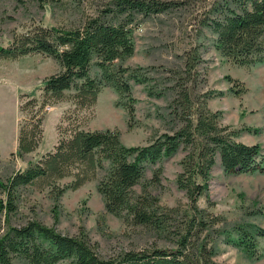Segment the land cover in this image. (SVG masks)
<instances>
[{"label": "trees", "instance_id": "1", "mask_svg": "<svg viewBox=\"0 0 264 264\" xmlns=\"http://www.w3.org/2000/svg\"><path fill=\"white\" fill-rule=\"evenodd\" d=\"M188 5L189 0H110L75 27L33 25L13 32L6 44L0 45V60L42 55L58 67L37 84L41 100L30 92L23 94L25 100L18 110L30 117L18 126L16 157L37 147L41 124L37 113L45 103L61 101L65 91H73L71 101L82 109L90 107L103 88L112 89L126 114L127 129L135 125L131 84L142 86L149 98L164 100V105L154 110L159 129L143 146H125L118 132L109 129L59 128L52 151L4 181L0 179V264H218L213 261L218 241L257 257L264 229L227 222L209 212L213 204L207 202V190L215 157L225 174H254L264 171V152L258 144L235 142L237 132L220 125V112L207 107L213 94L200 88L201 44H189L176 57L178 64L171 67L122 65L133 54V30L139 21L181 12ZM195 20L189 32L196 38L203 36V30L210 32L214 50L226 60L238 66L264 62V0H210ZM226 80L234 83L229 77ZM230 91L238 95L243 90ZM33 107L34 112L27 110ZM179 151L183 156L174 182L186 202L163 207L150 192L160 184L157 163ZM148 167H153L150 177L142 182ZM64 178H71L70 184L55 188ZM95 179L103 213L122 215L126 225L152 235L155 241L147 248L102 258L83 231L65 236L34 219L11 224L19 189L55 188L61 196ZM138 184L140 190L135 193ZM202 198L205 207L198 205ZM157 241L164 245L158 246Z\"/></svg>", "mask_w": 264, "mask_h": 264}, {"label": "rangeland", "instance_id": "2", "mask_svg": "<svg viewBox=\"0 0 264 264\" xmlns=\"http://www.w3.org/2000/svg\"><path fill=\"white\" fill-rule=\"evenodd\" d=\"M110 0H0V45H5L13 32H23L33 25L67 29L77 26L85 17L95 15ZM210 0H189L181 12L162 14L139 21L133 30L134 51L126 59L124 67H171L189 44H201L202 62L198 66L201 90L211 92L207 101L211 111L220 112L219 124L237 132L233 140L246 145L258 144L264 152V62L250 66H238L220 56L213 48L214 36L203 30L202 37H194L195 18ZM58 70L56 63L42 55L26 56L18 60H0V179L4 181L17 170L25 169L41 155L52 151L58 131L67 127L94 131L109 129L119 134L125 146L145 145L159 121L154 116L156 107L164 105L163 99L145 95L140 85L131 84L135 125L127 129V117L119 105V98L109 88H103L90 106L78 109L71 101L73 91H65L63 99L55 104L45 103L37 117L41 118L40 139L37 147L20 158L14 155L18 126L30 116L20 113L19 105L30 92L41 100L37 84ZM229 77L234 83H228ZM233 90H243L238 95ZM221 93V95H217ZM34 112L36 107L27 109ZM30 114V113H29ZM34 117L33 119H36ZM183 153L177 152L162 158L160 184L150 189L158 203L171 207L186 202L184 193L176 188L175 176L180 171L179 161ZM145 170L143 181L150 177ZM71 178H64L55 188H64ZM141 182V183H142ZM96 179L83 184L75 191L66 190L61 196L55 188L36 190L34 187L18 191L17 213L11 224L18 226L27 219H34L46 227H52L65 236H75L83 231L102 258L120 251L147 248L155 241L141 228L128 226L122 215L103 213L100 196L95 190ZM140 184L133 188L135 193ZM207 202L214 215L227 222H244L264 229V171L254 174H225L218 157L210 170ZM205 207L204 198L198 201ZM3 228L0 217V229ZM158 246L164 243L157 241ZM257 257H248L239 248L218 241L213 261L218 264H264V238L256 247Z\"/></svg>", "mask_w": 264, "mask_h": 264}]
</instances>
